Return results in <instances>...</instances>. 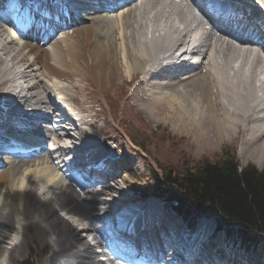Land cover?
<instances>
[{"label":"bare ground","instance_id":"bare-ground-1","mask_svg":"<svg viewBox=\"0 0 264 264\" xmlns=\"http://www.w3.org/2000/svg\"><path fill=\"white\" fill-rule=\"evenodd\" d=\"M105 1L82 0L84 8L92 5L98 9L77 14L66 0H17L14 8L20 10L16 22L21 30L26 29L18 35L0 20V149L35 147V153L39 152L23 157L0 154V264L23 262L27 258L25 247L38 245L47 252L40 264H94L89 259L96 235L99 229L106 236L110 234L107 227L117 220L114 212L131 220V224L138 221L140 211L136 205L120 203L127 198L126 185H121L127 177L118 170L129 164L109 156L104 147L106 139L94 133L102 135L103 129L96 125L90 129L94 122L82 113L83 100L74 94V86L85 87L87 75L97 81V90L101 92L115 73L130 75L128 82L136 77L134 82L138 86L135 83L131 86L134 85L136 94L146 95L148 112H160V104L166 103L180 126L199 131L206 148L236 143L241 158L264 168V55L260 47L251 46L252 28L239 25L245 33L243 38L218 28L209 29V16L187 15L182 0ZM229 1L253 3L264 9V0ZM114 5L118 6L115 16L105 13ZM237 11L249 12L244 8ZM40 31L42 37H48L47 41L38 37ZM20 36L25 38L20 40ZM178 48L183 53L190 48V53L198 57L183 63V70L177 69L176 74H167L164 61ZM112 89L111 86L109 92ZM50 97L60 98L69 106L76 127H67L61 117L52 123L43 121L54 112ZM36 116L37 123L25 130L48 138L54 153L51 163L47 160V164L37 167L36 160L30 162L42 155L37 143L44 145V140L24 137L23 131L12 127L16 121L23 123ZM14 129L22 137L16 136ZM73 148H87L100 159L97 164L102 168L87 166L96 169L98 184L82 187L70 180L65 182L61 178V181L62 169L70 173L73 158L67 155ZM119 150L122 156L127 153ZM176 216L172 219L169 213H164L158 217L160 228L156 232L152 224L145 225L143 231L134 228L136 232L131 226L123 224L122 228L126 233H135L134 239L146 236L147 230V240L168 241L166 225L173 224L177 235L184 227L181 216ZM220 232L221 236L209 234L207 250H201L197 260H192L195 264H210L215 258L227 264H262L254 250L228 244L225 232ZM71 247L76 248L77 259L69 256L61 259L62 252Z\"/></svg>","mask_w":264,"mask_h":264},{"label":"rangeland","instance_id":"rangeland-1","mask_svg":"<svg viewBox=\"0 0 264 264\" xmlns=\"http://www.w3.org/2000/svg\"><path fill=\"white\" fill-rule=\"evenodd\" d=\"M116 13H118V11L112 12L113 16H115ZM47 46H49V43ZM110 73L111 71H109V75H111ZM86 77L84 79L85 82H83L85 83V87L81 88L74 86L76 93H72L78 95L79 98H82V113L88 115L90 120L95 123H93L92 126L91 124L89 125L90 129L95 128V125L102 128V135L98 131H95L94 133L98 134L100 138L103 137L106 139V143L109 144L111 149L116 153L115 156L117 161L129 164L126 172H124L127 179H125L123 184L120 181L123 187H125L124 185L127 187L124 188L126 190L127 198L126 201H120V203L124 205H133V203L135 205L139 204V200L141 199L140 195L130 190L132 188L127 185L140 184L144 187L147 186L149 184L147 181V175L150 168L160 169L162 165L166 166L172 164L174 166H179L180 164L183 166L185 165L184 163L193 164L194 166L202 160L218 159L225 153L234 155L240 165L253 164L257 166L252 160H244L239 156L237 151L238 144L236 143H224L226 144L224 147L215 145L211 148H206L204 146L202 135L199 136V131L197 129H189L180 126L177 121V116L170 108H167L166 103L160 104V112L155 111L153 114L148 112V108H145L147 100L145 97L146 95L142 94L140 96L139 94H136L134 92V85L131 86L132 83H135L136 87L138 86V83L134 82L136 77L133 79V82H128L130 75L127 77L126 74L118 75L115 73V77L107 83L102 89V92L97 90L96 80L94 81L91 79V76L88 75ZM111 86L113 89L110 90V93L109 89ZM74 105L76 106L77 104ZM94 115L98 116L95 118ZM151 132H153V136L152 134L150 135ZM138 134H147L152 137L150 141L145 142V147H141L140 145L136 146L133 142L132 139H135L136 141L139 140ZM121 139H123V143L121 142ZM218 147L220 148L217 149ZM135 148L138 150H135ZM119 149L126 150L127 153L122 156ZM45 150L39 157L32 158L31 162L28 160L26 165H24V170L29 162L32 163L35 160V167L47 164V160L51 163L50 153ZM38 160L42 163L44 162V164ZM259 169L264 170V168ZM158 200L161 201L159 198ZM211 222L214 223V220L211 219ZM30 228L31 231L34 230L32 226H30ZM220 233L219 236H221ZM25 248L26 251L24 257H27V259L33 263H40L43 261L42 259L47 253H45L39 245ZM254 251L259 255V260L262 261V264H264L263 245H258ZM240 252L243 253L246 251L240 250ZM30 261L17 262V264H30Z\"/></svg>","mask_w":264,"mask_h":264},{"label":"trees","instance_id":"trees-1","mask_svg":"<svg viewBox=\"0 0 264 264\" xmlns=\"http://www.w3.org/2000/svg\"><path fill=\"white\" fill-rule=\"evenodd\" d=\"M153 132L150 133V135ZM145 147L151 136L138 134ZM150 168L147 186L135 185L142 195L160 197L188 218L213 215L219 228L244 245L264 243V170L240 165L234 155L215 160Z\"/></svg>","mask_w":264,"mask_h":264}]
</instances>
